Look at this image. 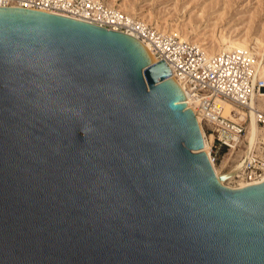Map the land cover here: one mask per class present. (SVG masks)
Instances as JSON below:
<instances>
[{"label": "water", "instance_id": "water-1", "mask_svg": "<svg viewBox=\"0 0 264 264\" xmlns=\"http://www.w3.org/2000/svg\"><path fill=\"white\" fill-rule=\"evenodd\" d=\"M202 149L138 40L0 8V264H264V181Z\"/></svg>", "mask_w": 264, "mask_h": 264}, {"label": "built area", "instance_id": "built-area-1", "mask_svg": "<svg viewBox=\"0 0 264 264\" xmlns=\"http://www.w3.org/2000/svg\"><path fill=\"white\" fill-rule=\"evenodd\" d=\"M0 8L42 12L126 35L132 33L131 37L150 46L156 60L162 59L171 73L186 82L188 95L196 103L197 115L210 132V163L215 166L219 161L220 167L225 159L223 173L237 168L227 181L229 185L232 183L236 189L239 183L251 186L263 179L264 110L251 106V98H257L264 89V78L255 79L247 52L219 53L207 58L197 45L181 42L169 33L128 18L117 9H109L101 0H0ZM184 55L195 59L186 62ZM234 56L237 61L231 62ZM226 104L231 107L228 115H224ZM251 114L258 134L248 149L245 136Z\"/></svg>", "mask_w": 264, "mask_h": 264}, {"label": "rangeland", "instance_id": "rangeland-1", "mask_svg": "<svg viewBox=\"0 0 264 264\" xmlns=\"http://www.w3.org/2000/svg\"><path fill=\"white\" fill-rule=\"evenodd\" d=\"M101 1L107 7V2L111 0ZM125 1L140 11L142 13L141 15H147L148 13L154 15L158 21L160 20L159 23H161L162 27L166 24H179L181 28L187 27L188 30H192L191 34L206 39L207 43H210L212 40L216 41L221 35L232 39H239L242 37L251 39L256 35L259 36L261 32L264 33V0ZM122 2H124V0H117L115 6L113 5L109 9H117L119 11L117 5ZM170 34L175 36L177 40L179 39L175 34ZM233 52L235 53L236 51ZM229 54L233 53L230 52ZM182 58L185 59L186 62H192L195 59L192 55H184ZM234 61H237L235 56L231 59V62ZM231 67L232 70H236L237 68H235L234 65H231ZM260 93H264V89L261 90ZM256 102L257 105L260 108L263 107L262 110H264V102L262 100H256ZM201 125L203 132L208 137L210 132L206 125L202 122ZM224 160H222L220 167H218L219 161L216 162L215 165L221 173H223L221 170L225 167L227 162L223 164ZM230 185L233 186L232 183Z\"/></svg>", "mask_w": 264, "mask_h": 264}, {"label": "bare ground", "instance_id": "bare-ground-1", "mask_svg": "<svg viewBox=\"0 0 264 264\" xmlns=\"http://www.w3.org/2000/svg\"><path fill=\"white\" fill-rule=\"evenodd\" d=\"M117 0H111L107 2V7L110 8L113 5L115 6ZM123 1V0H121ZM117 8L120 12L124 13L125 16L131 19H138L139 21L143 22L145 25L153 26L156 30L163 32V33H172L179 38V41L181 42H188L197 45L201 51L203 52L204 56L209 58L211 56H214L215 54L219 53H228L233 51H242L247 52L248 56L250 57L251 65L254 70V76L255 79L257 78H264V33L261 32L259 36H255L253 38L248 37H242L239 39H232L225 36H220L216 41L212 40L210 43L206 42V39H202L200 36H197L195 34H191L192 30H188L187 27L181 28V25L179 24H166L164 27L161 26V23H159L158 19L150 13L147 15H141L142 13L138 11L133 5L124 2L117 5ZM138 17V18H137ZM163 22V21H162ZM163 25V24H162ZM166 28V29H165ZM129 36H134L132 33ZM135 39V38H134ZM137 40V39H136ZM139 43L146 49L149 59L151 61H156V58L153 55V52L150 48V46L147 43H143L139 41ZM171 77L175 84L180 88L182 95L184 97V105L186 108L190 109L196 116L197 123L200 128L202 140H203V152L207 155H209V145L211 141V137H207L205 133L203 132L202 125H201V119L200 116L197 115V112L195 110V101L194 99H191L188 95L186 82L183 80V78L179 79L176 77L174 73H171ZM254 100H262L264 102V93H260L257 98H254L252 96L251 98V106H257L260 108L257 103L254 102ZM263 108V107H262ZM260 108V109H262ZM224 115H228V112H230V105L226 104L224 106ZM258 134V128L254 124V117L253 114L250 115V124L247 130V134L245 136V139L247 141L248 149H250L254 142L256 141ZM226 160L223 161V164H225ZM212 166V164H211ZM213 171L217 178L220 176H223L225 180H222L221 184L227 188L233 189L231 185L227 182L230 180L232 175L235 173V170L237 168H230L226 172L221 173L219 172L218 168L216 166H212ZM264 181V177L262 180H260L258 183ZM243 183H239L238 187L236 185V189L244 188Z\"/></svg>", "mask_w": 264, "mask_h": 264}]
</instances>
